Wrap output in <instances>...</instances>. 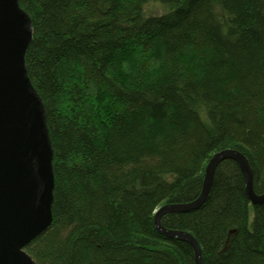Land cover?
<instances>
[{
    "label": "trees",
    "instance_id": "16d2710c",
    "mask_svg": "<svg viewBox=\"0 0 264 264\" xmlns=\"http://www.w3.org/2000/svg\"><path fill=\"white\" fill-rule=\"evenodd\" d=\"M19 4L55 151L53 221L25 249L38 264H195L155 208L197 199L222 149L244 153L264 192V0ZM214 175L198 208L161 221L194 234L203 264H264V204L236 160Z\"/></svg>",
    "mask_w": 264,
    "mask_h": 264
},
{
    "label": "water",
    "instance_id": "95a60500",
    "mask_svg": "<svg viewBox=\"0 0 264 264\" xmlns=\"http://www.w3.org/2000/svg\"><path fill=\"white\" fill-rule=\"evenodd\" d=\"M32 17L19 0H0V264H38L25 246L44 233L53 221L52 147L47 111L32 83L26 53L33 37ZM235 159L244 173L246 192L253 204H264V192L254 189L251 164L235 149L219 150L208 161L203 190L188 203H166L154 221L165 236L192 245L195 264H203L200 243L190 231L166 228V213L187 212L208 197L215 172L224 159Z\"/></svg>",
    "mask_w": 264,
    "mask_h": 264
},
{
    "label": "rangeland",
    "instance_id": "374dc122",
    "mask_svg": "<svg viewBox=\"0 0 264 264\" xmlns=\"http://www.w3.org/2000/svg\"><path fill=\"white\" fill-rule=\"evenodd\" d=\"M146 12L148 14H157V13H165L167 11L166 8H163L160 4H155V3H152V4H149L146 6L145 8Z\"/></svg>",
    "mask_w": 264,
    "mask_h": 264
},
{
    "label": "bare ground",
    "instance_id": "6f19581e",
    "mask_svg": "<svg viewBox=\"0 0 264 264\" xmlns=\"http://www.w3.org/2000/svg\"><path fill=\"white\" fill-rule=\"evenodd\" d=\"M229 149H230V148H229ZM231 149H235V148H231ZM235 150H237V149H235ZM218 152H219V151H218ZM218 152H216V153H218ZM241 152H242V151H241ZM216 153H215V154H216ZM242 153H243V152H242ZM215 154H214V155H215ZM243 154H244V153H243ZM214 155H213V156H214ZM209 160H210V159H209ZM209 160H208V161H209ZM234 160H235V159H234ZM236 162H237V161H236ZM207 165H208V163H207ZM206 167H207V166H206ZM205 170H206V169H205ZM204 175H205V174H204ZM205 176H206V175H205ZM204 180H205V178H204ZM203 183H204V181H203ZM202 186H203V185H202ZM203 187H204V186H203ZM202 190H203V189H202ZM201 192H202V191H201ZM209 193H210V192H209ZM246 193H247V192H246ZM200 194H201V193H200ZM200 194H199V195H200ZM248 196H249V195H248ZM198 198H199V196L197 197V199H198ZM249 198H250V197H249ZM195 200H196V199H195ZM250 200H251V199H250ZM193 201H194V200H193ZM189 202H191V201H189ZM251 202H252V201H251ZM166 203H170V202H166ZM173 204H176V203H173ZM252 204H253V203H252ZM163 205H166V204H163ZM163 205H160V206H158V207L155 208L154 217H155V214H156L157 211H158V208L162 207ZM200 205H201V204H200ZM200 205H199V206H200ZM253 205H254V204H253ZM197 208H198V207H197ZM171 213H174V212H171ZM166 214H167V213H166ZM164 216H165V215H164ZM164 216H163V217H164ZM163 217H162V218H163ZM161 220H162V219H161ZM154 223H155V222H154ZM162 223H163V221H162ZM163 225H164V224H163ZM155 227H156V226H155ZM166 228H167V227H166ZM156 229H157V227H156ZM157 230H158V229H157ZM158 232H159V231H158ZM190 232H191V231H190ZM160 233H161V232H160ZM191 233H192V232H191ZM161 234H162V233H161ZM192 234H193V233H192ZM162 235H163V234H162ZM163 236H165V235H163ZM193 236H194V234H193ZM165 237H170V236H165ZM194 237H195V236H194ZM172 238H174V237H172ZM177 239H178V238H177ZM195 239H196V238H195ZM196 240H197V239H196Z\"/></svg>",
    "mask_w": 264,
    "mask_h": 264
}]
</instances>
